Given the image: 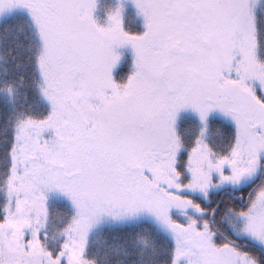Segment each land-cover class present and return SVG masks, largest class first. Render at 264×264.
I'll use <instances>...</instances> for the list:
<instances>
[{
	"label": "snow or ice",
	"instance_id": "1",
	"mask_svg": "<svg viewBox=\"0 0 264 264\" xmlns=\"http://www.w3.org/2000/svg\"><path fill=\"white\" fill-rule=\"evenodd\" d=\"M0 264H264V0H0Z\"/></svg>",
	"mask_w": 264,
	"mask_h": 264
}]
</instances>
